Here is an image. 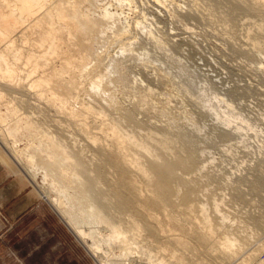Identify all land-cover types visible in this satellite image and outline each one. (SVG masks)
Here are the masks:
<instances>
[{
    "label": "rangeland",
    "instance_id": "obj_1",
    "mask_svg": "<svg viewBox=\"0 0 264 264\" xmlns=\"http://www.w3.org/2000/svg\"><path fill=\"white\" fill-rule=\"evenodd\" d=\"M74 2L84 33L55 13ZM0 40V128L40 133L14 135L21 165L0 147L84 253L59 264L97 263L43 190L110 264H264V2L0 0ZM11 243L0 264L38 262Z\"/></svg>",
    "mask_w": 264,
    "mask_h": 264
},
{
    "label": "crops",
    "instance_id": "obj_2",
    "mask_svg": "<svg viewBox=\"0 0 264 264\" xmlns=\"http://www.w3.org/2000/svg\"><path fill=\"white\" fill-rule=\"evenodd\" d=\"M8 156L0 147V241L9 236L11 245L21 242L27 245L22 248L16 246L23 260L38 261L35 264H59L60 255L56 247L62 249V244L53 232L56 225L48 218L49 211L40 194ZM35 211L40 213L41 223L35 229H29L22 240L19 239L16 231L26 228L24 224Z\"/></svg>",
    "mask_w": 264,
    "mask_h": 264
},
{
    "label": "bare ground",
    "instance_id": "obj_3",
    "mask_svg": "<svg viewBox=\"0 0 264 264\" xmlns=\"http://www.w3.org/2000/svg\"><path fill=\"white\" fill-rule=\"evenodd\" d=\"M258 1V0H257ZM259 1H262L264 2V0H259ZM256 3V2H255ZM263 4V3H262ZM77 4L76 2H74L72 5L68 6L67 8H57L55 13H56V16L58 19H63V18H68V22L70 25H72L76 32L78 33H84L86 31H88L89 29H92L93 28V23L87 19L86 17H83V16H80L78 14V11H77ZM106 15L108 16V14L106 13ZM1 41V40H0ZM41 42H44V38L42 39ZM0 44H2V42H0ZM5 62V57L2 53H0V63H3ZM1 72V70H0ZM0 78H3L1 75H0ZM41 83V81H36L33 85V88H38L40 87L39 84ZM102 83V79H97L95 80L92 84H91V89L92 90H98L100 85ZM30 88V86H29ZM2 95H0L1 97ZM56 122V121H55ZM15 125H13V127H11V129H8V130H3L0 128V139L2 140V142L4 143L6 149L9 150V152L11 153L12 155V158H14L15 160H17L18 162L17 163H21V160L19 158V156L17 155V153L15 152V149H14V135L20 131L21 129L23 130H26L28 132L32 131L34 132V135H38L37 133H39L37 131V127L35 126L36 124H34V122H32V120L28 117H24L22 119H18L17 122L15 123ZM114 127V126H113ZM113 133H116L118 130L114 127L113 129H111ZM119 133V132H117ZM40 134V133H39ZM42 135V134H41ZM117 135V134H116ZM83 136V135H82ZM88 136V135H87ZM44 136L42 135V138ZM41 138V139H42ZM81 138V137H80ZM86 138V137H85ZM84 138V139H85ZM91 138V137H90ZM92 139V138H91ZM12 141V144L9 142ZM40 140V139H39ZM131 140V139H129ZM92 143H94V139L91 140ZM130 143V141H128ZM87 144H90L91 145V142L88 143L87 141ZM94 147H95V144H94ZM58 149V150H57ZM61 150L60 148H56L54 145L52 144H49L47 146V153L51 156V157H54L55 153H60L62 154V157L64 158V160L70 162V159L74 160V161H77L79 163H82L80 162L79 158L76 156V155H71L70 152H68V154H66L64 151H59ZM45 151V152H46ZM17 165V164H16ZM21 165V164H20ZM23 166V165H22ZM82 166H84V164H82ZM31 170L32 169H29L27 168L26 166H24V169L23 171L28 175V177L32 180H35V177L34 175L31 173ZM34 182V181H33ZM98 184V182H97ZM92 188H95L93 182L91 184V189ZM43 190V188H41ZM42 195V198L48 202L49 205H51V207L54 209V211L56 212V214L59 215L60 219L63 221V223L67 226V228L71 231V233L74 235V237L80 241V243H82L84 245V247L86 248V251L88 252V254L92 257V259L95 260V262L97 264H110V260L106 259L102 254L101 252L92 247V246H89L86 244V236L79 230L78 228V220H77V217L73 216L71 214V212H67L65 211V208L59 204L57 201H55L54 199H51V197L49 196V192H48V195L47 193L43 190V191H39ZM123 196V195H122ZM126 203V202H125ZM113 235L116 237H119L120 236V233H119V229L115 228L113 230ZM84 248V249H85Z\"/></svg>",
    "mask_w": 264,
    "mask_h": 264
},
{
    "label": "trees",
    "instance_id": "obj_4",
    "mask_svg": "<svg viewBox=\"0 0 264 264\" xmlns=\"http://www.w3.org/2000/svg\"><path fill=\"white\" fill-rule=\"evenodd\" d=\"M48 218L54 225H56V228L53 231L55 238L60 241L65 248L72 252L75 256V260H79L80 256L84 255L82 249L77 246L73 238L64 229H62L61 226L57 225L58 221L53 214L49 213ZM84 262L86 264H91V261L88 262L87 258L84 259Z\"/></svg>",
    "mask_w": 264,
    "mask_h": 264
},
{
    "label": "built area",
    "instance_id": "obj_5",
    "mask_svg": "<svg viewBox=\"0 0 264 264\" xmlns=\"http://www.w3.org/2000/svg\"><path fill=\"white\" fill-rule=\"evenodd\" d=\"M5 222L7 223V221L5 220ZM9 227H10V225H9Z\"/></svg>",
    "mask_w": 264,
    "mask_h": 264
}]
</instances>
